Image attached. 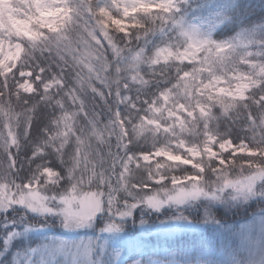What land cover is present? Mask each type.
<instances>
[{"label": "snow or ice", "instance_id": "1", "mask_svg": "<svg viewBox=\"0 0 264 264\" xmlns=\"http://www.w3.org/2000/svg\"><path fill=\"white\" fill-rule=\"evenodd\" d=\"M131 3V11L127 7L123 10L126 17L138 12L150 17L156 14L152 18L154 26L144 28L142 37L147 40L149 34L158 32L162 38L151 53L153 68L173 66L175 72L174 78L161 81L164 87L144 98L143 108L137 106L131 95L116 92L117 103L129 110L127 117L119 108L112 116L113 125L118 126L117 148L124 151L123 157H116L120 161V183L128 192L127 181L132 178V170L143 171V179L131 185L139 195L129 192L130 200L121 203L114 197V189L107 194L92 191L90 187L85 190L75 177L74 168L62 172L50 160L44 161L51 148L57 153L59 164H63L56 141L61 117L54 116L42 129L47 139L34 145L28 156L30 162L42 161L37 171L17 183L8 181L10 186L0 192V264H14L16 248L8 246L25 232L27 236L21 245L25 257L19 264H165L152 258L156 257L157 246L150 244L160 227L199 230L208 224L216 226V242L209 241L194 249L192 264L197 260L201 264H237V261L264 264V207L252 213L251 223L239 233H234L215 214L220 206L231 210L233 206L252 202L264 205V168L253 169L248 176L238 179L229 170L235 167L237 157L264 159L261 156L264 151L261 149L264 145V0L259 14L250 10L245 0H223L221 4L208 5L209 19L201 21L193 17L192 22L182 15L184 5H191L192 0H131ZM69 5L70 0H36V15L31 23L55 32L59 27L57 21L70 15ZM201 8L198 3L195 10ZM101 14L112 19L104 9ZM257 15L259 20L254 21ZM116 23L120 26L119 20ZM169 23L175 39L168 36ZM253 24L260 29L259 40L250 38L248 29ZM133 26L125 25L121 31L128 35V28ZM227 26L235 28L233 36L217 39L214 31ZM27 35L34 44L48 39L31 27ZM147 52V48H141L133 54L140 57ZM21 55L18 45H0V79L19 72L17 97L20 93L40 95L41 102H48L52 99L48 94L62 84L44 81L42 68L39 74L31 69L19 71ZM131 79L138 87L151 86L149 80ZM254 86L260 95H251ZM122 87L127 91L130 85L125 82ZM249 103L256 108L255 114ZM56 106L63 111L61 101ZM38 108L37 104L30 109L31 119L25 126L27 136H31ZM241 108L248 113V128L244 130H251V144L234 137L230 125L221 131L222 121L234 123L241 115ZM133 112L143 115L133 117ZM6 139L10 142L9 165L20 171L15 155L11 154L19 144L18 133L10 131ZM140 140L150 145L148 150L133 149ZM181 169L184 171L180 172ZM42 181H46L43 187ZM47 184H56L60 190L50 192ZM11 188L16 191L12 192ZM166 210L174 211L168 215ZM149 212L164 214V219L153 225L145 219ZM129 225L134 234L128 231ZM82 230H91L92 235L82 236ZM229 253L234 256L230 257Z\"/></svg>", "mask_w": 264, "mask_h": 264}, {"label": "trees", "instance_id": "2", "mask_svg": "<svg viewBox=\"0 0 264 264\" xmlns=\"http://www.w3.org/2000/svg\"><path fill=\"white\" fill-rule=\"evenodd\" d=\"M97 0H70L69 7L71 13L68 17L58 21V29L53 32L46 28L42 30L43 34L48 37L39 43H33L27 36L22 34H13L14 41L22 45L23 51L18 63L19 71L27 72L31 69L34 73L39 74V69H44L43 80L53 81L62 84L61 87L53 88L48 94L52 97L48 102H41L40 95L26 96L23 93L17 97L16 84L19 82V72L6 75L4 79H0V160L9 157L10 142L6 139L10 131L12 134L18 133L19 144L17 149H13L11 154L15 155L16 163L23 165L25 168L36 169L42 161L30 162L28 156L31 155L34 145L41 144L47 138L43 135L42 129L49 124L54 117H61L62 114L70 111L78 112L77 126L75 131L79 136V141H74L71 137L68 148L65 152V158H68L69 149L85 147L94 151L92 154L98 157L101 153H107L112 149L115 155L117 153L124 156L123 149L117 148L118 126L112 123L114 111L119 108L128 115V108L124 104L117 103L116 92L119 90L124 95H131L138 107L143 108V100L155 93L158 87H164L161 83L164 79L174 78L175 72L173 66H164L153 68L151 62V53L154 45L161 43V36L158 32L148 35L147 40L143 39L144 28L151 29L153 25V17L143 12L137 13L135 16L125 18L129 25H135L128 28V35H125L117 24H113L110 19L101 14V8L96 3ZM202 5L201 10H195L196 5ZM223 3V0H192L191 5H184V12L188 20L193 17H200L204 20L210 18L208 5H216ZM245 4L250 10L257 14L260 12L261 0H245ZM112 16H119L112 8ZM227 9H225L226 11ZM216 11H220L219 8ZM254 21L259 20V16L253 18ZM105 20H108L105 23ZM41 31V29H40ZM168 36L175 39L176 34L171 24L167 25ZM250 38L259 40L260 29L253 24L248 29ZM235 32L232 26L218 27L214 31L217 39L224 40L231 38ZM111 37V45L108 38ZM139 37V38H138ZM147 48L148 52L140 57L133 54L134 50ZM254 50V49H253ZM115 52V54H114ZM260 58L257 57V60ZM251 71V70H248ZM155 72L156 75H152ZM131 78L151 81V86L144 88L142 85L138 87V83H132ZM34 79V77H33ZM127 82L130 87L124 91L122 85ZM40 88V84L36 85ZM252 96L260 95V91L253 88ZM62 102V109L56 106V102ZM39 105L35 113L36 119L32 125L31 136L26 135L25 126L31 119L30 109L34 105ZM248 107L252 108V114L256 113V108L249 103ZM11 110V115L9 114ZM239 118L232 121H222L221 131L231 126L234 137H240L248 140L251 144L252 132L245 131L248 128V113L244 109H240ZM143 115V113H132ZM131 126V125H129ZM259 131V130H257ZM150 145L144 140L138 141L133 145L134 150H148ZM255 147V145H253ZM109 148V149H107ZM264 149V145H261ZM48 155L44 157V161L50 160L53 165L61 166L57 161V153L51 148ZM113 155V156H115ZM264 156V151L261 152ZM264 166V159L237 157L235 167L230 168L231 174L241 177L249 172L254 164ZM184 170L181 169L180 172ZM177 175L180 173L177 172ZM132 181L129 186L136 184L142 180L145 173L140 170H132ZM24 176V175H23ZM20 179V176L17 180ZM209 179H212L209 173ZM132 188V187H131ZM134 189V188H133ZM256 209L255 203L248 205H240L239 207L226 210L219 207L215 214L217 219H221L222 223L227 225L233 231L237 227L238 219L246 221L250 219V215ZM168 212V211H167ZM9 216L12 213H8ZM235 225V226H234ZM205 231L184 233L178 236H152L150 244L157 246V251H167L164 259L174 252L175 259L179 261H192L193 250L200 248L207 242H216L217 229L204 228ZM234 232V231H233ZM24 236L10 244L11 248L15 246L20 251L23 244ZM34 239L42 241V237L33 236ZM2 243V241H0ZM223 254V250H221ZM162 256V254H156ZM234 254L229 253V256Z\"/></svg>", "mask_w": 264, "mask_h": 264}, {"label": "rangeland", "instance_id": "3", "mask_svg": "<svg viewBox=\"0 0 264 264\" xmlns=\"http://www.w3.org/2000/svg\"><path fill=\"white\" fill-rule=\"evenodd\" d=\"M80 0H75V2L79 3ZM96 3L99 5L101 9H104L105 11L109 12L110 14L112 11H109L106 9L107 7L112 8L113 11H116L115 13L119 16H112L113 24H117L116 21H120V26L124 27L125 25H129L128 20L125 18H128L130 16H125L124 9L127 7L129 11L132 10L133 5L131 3V0H97ZM60 7H64L63 4L60 5ZM139 13V12H138ZM36 15V0H0V45H3L4 47H7L8 45L16 46L18 45L20 50L23 51L22 45L18 42L14 41L13 34H22L28 37V29L31 27L33 30L42 32L44 28H42L39 24L31 23L33 17ZM64 18V17H63ZM200 19L201 21H206L200 17H196ZM60 21V20H59ZM190 22L193 21V19L189 20ZM58 23V21H57ZM41 29V31H40ZM29 38V37H28ZM108 42L111 45V37L108 38ZM79 116V113L74 111H70L68 113L61 115V126L59 133L56 135V141L57 144L60 146V155L63 160V164L61 166L65 168L72 167L74 168V175L75 177L81 181L83 184L85 190H88L89 187L92 191H100L105 194H107L110 190H115L114 197L118 199L121 203L124 200H130V196L128 195L129 192H131L133 195H139V193H136L133 188L129 186L128 192L124 190V187L121 185L120 181L122 177L119 176L120 173V167L119 163L120 161L116 159L117 156H120V153L115 155L112 149H109L107 153L99 154L100 156H94L92 154L93 152L88 150L85 147L76 148V149H69L68 151V158H65V152L68 148V143L71 139V137H74V141H79V136L77 135L75 128L77 126V118ZM115 155V156H113ZM115 161L116 166H113V162ZM17 168L20 169V171H17L15 168H12L9 165V157L6 159L0 160V192H3L6 187H9L8 181H11L12 183H17L22 177L26 176L29 173H35L37 171L36 169L31 168H25L23 165L16 163ZM57 167V166H56ZM215 167V165H213ZM257 168H264V166H259V164L255 163L251 170L257 169ZM64 168L61 167V171L63 172ZM250 170V171H251ZM250 171L247 172V174L243 175L242 177H246L250 174ZM24 175V176H23ZM20 176V179L17 180V178ZM133 176V175H132ZM233 178H241L240 175L233 176ZM131 178L129 181H127L128 185L129 182L132 181ZM46 181H42L41 186L43 187L45 185ZM48 190L50 192H56L60 190V187L56 184H47ZM12 192H15V188H11ZM253 203V202H252ZM255 203V202H254ZM244 205V204H242ZM248 205V204H245ZM256 209L255 211L261 207H264V205H260L255 203ZM223 207V206H220ZM235 208V206H233ZM168 211V212H167ZM174 210H166L165 214L171 215ZM189 213H192V209L188 210ZM11 212V211H10ZM9 212V213H10ZM12 213V212H11ZM253 213V212H252ZM252 213L250 215V219H247L246 221H242L241 219H238L237 227L233 228L234 233H239L241 230L245 229L248 224L252 221ZM164 214L161 215H154L152 213H147L145 219L149 221V223H152L155 225L156 221L164 219ZM139 221V215L137 214V222ZM101 225H97L99 228ZM235 226V225H234ZM123 226H121L122 228ZM172 226H163L160 227L156 233L153 234V236H165V237H172V236H178L182 235L184 233H190L192 232H200L205 231L204 228H212L213 230L216 229V226L213 224H208L204 226L203 229H174L170 230ZM128 231L133 232L131 225L128 226ZM83 235H92L91 230H88L87 232H84L83 230L80 233ZM21 236H27V233H22L15 237L11 242L17 241ZM43 240V237H42ZM236 242L239 243V236L236 237ZM9 244V248L11 249V246ZM20 251L16 250L15 252V258H14V264H19V262L25 257V250L21 247L19 249ZM156 254H162V256L152 257L153 259H159L161 261H164L165 264H192V261H179L175 259L174 252L171 253L170 256L166 259L163 258V256H166L167 251H157ZM232 254V253H231ZM234 256V255H233ZM231 256V257H233ZM118 259V257H114V260ZM196 264H201L200 260H197ZM237 264L239 262L237 261Z\"/></svg>", "mask_w": 264, "mask_h": 264}]
</instances>
